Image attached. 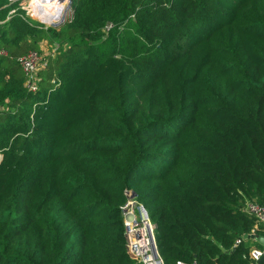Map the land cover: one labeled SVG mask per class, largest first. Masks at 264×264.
<instances>
[{"label": "trees", "instance_id": "trees-1", "mask_svg": "<svg viewBox=\"0 0 264 264\" xmlns=\"http://www.w3.org/2000/svg\"><path fill=\"white\" fill-rule=\"evenodd\" d=\"M6 4L0 264H140L121 213L131 190L163 264H253L264 0H71L56 28ZM45 42L32 94L17 59Z\"/></svg>", "mask_w": 264, "mask_h": 264}, {"label": "built area", "instance_id": "built-area-1", "mask_svg": "<svg viewBox=\"0 0 264 264\" xmlns=\"http://www.w3.org/2000/svg\"><path fill=\"white\" fill-rule=\"evenodd\" d=\"M8 2L14 5L19 2V0H8ZM32 5L30 6V10L24 7V5L19 9H13L11 10L10 15H14L18 11H23V17L32 21V18H34V15H36L33 11ZM66 11L67 8L64 6L63 19L61 20L63 21L62 23L66 21ZM40 21L43 24H46L47 28L61 24L59 21L53 22L51 24L44 23L42 20ZM47 56L48 55H44L41 52L33 51L17 59L18 64L24 72L25 87L28 92L32 94H36L39 91V73L48 68L49 61ZM125 196L126 202L121 207V213L124 219L129 254L140 264H163L162 259L156 258L154 253L155 225L151 222L147 210L139 202L138 195L135 191H127ZM245 210L247 213L254 216L259 224L264 226V207L255 203H250L247 205ZM263 256L264 250L256 248L252 249L251 259L253 264H258Z\"/></svg>", "mask_w": 264, "mask_h": 264}, {"label": "rangeland", "instance_id": "rangeland-1", "mask_svg": "<svg viewBox=\"0 0 264 264\" xmlns=\"http://www.w3.org/2000/svg\"><path fill=\"white\" fill-rule=\"evenodd\" d=\"M32 1L34 0H19V2H17L14 7V5H12L10 2H8L7 0V4L6 6L7 7H11L13 6L12 10L13 9H19L21 7H26L27 9L30 10V6L32 5ZM35 2V1H34ZM42 3V4H41ZM36 4L39 5L41 4V8H37V10L35 11V14L34 15V18H32V21L34 22H37L39 24H42L44 26H46V24H43L40 20H41V13H40V10L42 11H48V18L51 20V17L53 15V12L55 10V8L57 7V2L56 0H46V1H43V0H36ZM5 6V7H6ZM65 6L67 8V11H66V21L68 22L71 18H72V10H71V0H66L65 1ZM17 7V8H16ZM40 13V15H39ZM44 15V13H42ZM37 16V17H36ZM40 20H39V19ZM62 25V24H60ZM60 25H58L57 27H60ZM56 28V27H55ZM41 53H43L44 55H50L51 53H53V49L51 47V45L48 43V42H45L43 45H42V49H41Z\"/></svg>", "mask_w": 264, "mask_h": 264}, {"label": "bare ground", "instance_id": "bare-ground-1", "mask_svg": "<svg viewBox=\"0 0 264 264\" xmlns=\"http://www.w3.org/2000/svg\"><path fill=\"white\" fill-rule=\"evenodd\" d=\"M35 1V2H34ZM33 1V5H32V8H33V11L35 12L37 10V8H41V4L37 5L36 4V0ZM43 1H46V0H43ZM65 1L66 0H57V7H56V15H57V18H55V20H50L48 17V11H42L40 10V13H41V20L44 22V23H47V24H51L53 22H56V21H61L63 19V13H64V6H65ZM39 13V15H40ZM44 13V15L42 14Z\"/></svg>", "mask_w": 264, "mask_h": 264}, {"label": "water", "instance_id": "water-1", "mask_svg": "<svg viewBox=\"0 0 264 264\" xmlns=\"http://www.w3.org/2000/svg\"><path fill=\"white\" fill-rule=\"evenodd\" d=\"M60 22H61V24H63L62 23L63 21H59V23ZM53 27H57V26H53ZM154 236H155V231H154ZM246 238H248V237H246ZM249 238L255 239L254 236H251ZM257 240L264 247V237H257ZM154 253H155L156 258H160V255H159V252H158V248H157V245H156V239H155ZM263 263H264V256L260 259L258 264H263Z\"/></svg>", "mask_w": 264, "mask_h": 264}]
</instances>
